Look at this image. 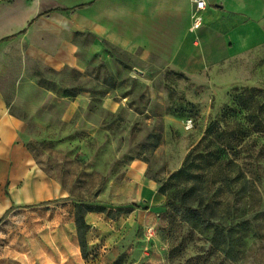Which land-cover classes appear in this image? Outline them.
I'll return each mask as SVG.
<instances>
[{"label": "rangeland", "instance_id": "1", "mask_svg": "<svg viewBox=\"0 0 264 264\" xmlns=\"http://www.w3.org/2000/svg\"><path fill=\"white\" fill-rule=\"evenodd\" d=\"M111 58V75L97 93L103 97L111 91L120 102L115 110L91 108L90 114L77 115L70 123L60 122L59 110H51L48 124L28 125L46 131L22 141L24 148L7 158L2 197L9 206L0 225L15 226L17 232L0 237V261L41 264L57 259L58 254L49 252L50 243L54 235L62 240V230L50 225L75 216L76 204L82 202L127 234L121 247L106 254L107 248L91 242L90 225L86 226L85 250L79 244L78 258L70 254L68 264H264V138L249 139L230 152L237 166L230 158L222 164L209 157L194 161L191 171L199 175L196 184L204 190L205 216L190 217L189 207L180 204L188 184L184 177L167 182L189 154L205 155L209 150L208 141H199L208 124L231 104L233 87L264 91V56L245 60L247 66L255 65L246 70L251 78L226 86L214 84L208 74H189L156 58L146 63L122 53H112ZM55 79L53 72L40 77L47 85ZM7 99L13 103L14 94H7ZM187 118L191 128L185 127ZM36 170L39 177H31L29 187L21 188ZM14 177L17 189L25 192L21 197L34 191L39 180L48 198L13 203ZM147 188L152 191L149 196L143 193ZM192 201L188 204L195 208L198 200ZM149 227L154 235L148 238ZM12 239L23 251H15Z\"/></svg>", "mask_w": 264, "mask_h": 264}, {"label": "crops", "instance_id": "2", "mask_svg": "<svg viewBox=\"0 0 264 264\" xmlns=\"http://www.w3.org/2000/svg\"><path fill=\"white\" fill-rule=\"evenodd\" d=\"M204 1L198 14L201 23L194 28L193 0H0V223L9 206L2 197L9 171L6 160L24 148L22 141L37 139L38 130L46 131L28 125L48 124L55 109L60 122L70 123L77 115L90 114L91 108L119 106L111 91L103 97L97 93L111 75L112 53L143 63L156 58L193 75L205 73L216 85L251 78L246 70L255 65L247 66L245 60L264 56V0ZM48 72L56 79L41 84L40 77ZM10 93L13 103L7 99ZM23 109L29 111L23 115L19 111ZM31 177H39V171L29 174L20 187L27 189ZM16 180L10 187L13 203L48 198L39 180L34 191L21 197L25 192L17 189ZM143 193L149 196L152 191L147 188ZM86 221L91 242L107 248L106 254L121 247L127 231L116 228L113 220L88 212ZM74 227L73 214L62 224L57 220L50 225L62 230V240L54 235L50 243L49 252L58 258L41 264H68L70 254L78 258ZM16 232L15 226L0 225V237ZM11 243L15 251H23L16 239Z\"/></svg>", "mask_w": 264, "mask_h": 264}, {"label": "trees", "instance_id": "3", "mask_svg": "<svg viewBox=\"0 0 264 264\" xmlns=\"http://www.w3.org/2000/svg\"><path fill=\"white\" fill-rule=\"evenodd\" d=\"M70 95L72 96L73 93ZM231 97V104L226 105L220 116L208 124L204 135L199 141V144L205 141L209 142V150L206 154H189L182 166L173 171L167 181L171 182L180 177H184V181H187V187L184 188L179 201L180 204L189 207L190 217H194L195 215L205 216L206 213L204 208H202L204 200L202 193H204V190L196 184V179H198L199 175L197 174V176L191 171L194 161L209 157V160H213L214 158V161L222 164L221 162L230 158V161L235 163L231 160L230 152H236L237 147L249 139L255 141L264 138V91L257 88L233 87ZM209 165H213V161H209ZM234 165L237 166L236 163ZM166 186L163 184L160 191L164 193ZM191 198L198 200L195 208L191 204H188L189 201L194 202ZM172 201L173 198L169 202ZM211 206V199L209 198V218L212 217L211 213H213ZM88 212H93L91 205L82 202L76 204L74 216L77 229L76 234H78L77 238L83 252L86 243L84 238L85 228L86 226L88 227L84 215Z\"/></svg>", "mask_w": 264, "mask_h": 264}, {"label": "built area", "instance_id": "4", "mask_svg": "<svg viewBox=\"0 0 264 264\" xmlns=\"http://www.w3.org/2000/svg\"><path fill=\"white\" fill-rule=\"evenodd\" d=\"M194 3V9L192 12V18H193V22H192V26L194 28H197L200 23H201V17L198 15L200 11H202L206 4L204 0H193ZM185 127L186 128H191L192 127V120L190 118H187L185 120ZM148 238L154 235V228L149 227L146 231Z\"/></svg>", "mask_w": 264, "mask_h": 264}]
</instances>
